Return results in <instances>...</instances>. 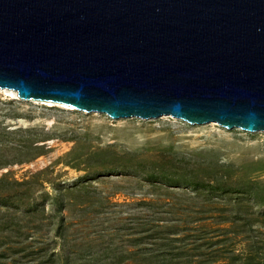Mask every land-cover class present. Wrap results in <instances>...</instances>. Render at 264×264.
Returning a JSON list of instances; mask_svg holds the SVG:
<instances>
[{"label": "rangeland", "instance_id": "obj_1", "mask_svg": "<svg viewBox=\"0 0 264 264\" xmlns=\"http://www.w3.org/2000/svg\"><path fill=\"white\" fill-rule=\"evenodd\" d=\"M202 226L264 264V132L0 89V264H199Z\"/></svg>", "mask_w": 264, "mask_h": 264}, {"label": "water", "instance_id": "obj_2", "mask_svg": "<svg viewBox=\"0 0 264 264\" xmlns=\"http://www.w3.org/2000/svg\"><path fill=\"white\" fill-rule=\"evenodd\" d=\"M0 89L264 132V0H0Z\"/></svg>", "mask_w": 264, "mask_h": 264}, {"label": "trees", "instance_id": "obj_3", "mask_svg": "<svg viewBox=\"0 0 264 264\" xmlns=\"http://www.w3.org/2000/svg\"><path fill=\"white\" fill-rule=\"evenodd\" d=\"M208 187L217 191L221 190L220 187L212 186L211 184H209ZM219 224L225 223H218L219 227H217L216 230L225 232L227 230L226 226L224 227ZM202 227L203 228L197 227L194 229L197 232L195 235H183L182 241L185 242V245H188L186 240L190 237L192 241L189 242L194 245V247H192L193 250L207 247L210 252H203L199 254L200 256H205L206 259H204L203 262H207V264H261L259 261L252 258L251 254H235L236 251L233 249V241L232 238L229 237V234L224 235L222 234L223 232L216 234V231H209L205 229L204 226ZM203 262H200L199 264Z\"/></svg>", "mask_w": 264, "mask_h": 264}, {"label": "bare ground", "instance_id": "obj_4", "mask_svg": "<svg viewBox=\"0 0 264 264\" xmlns=\"http://www.w3.org/2000/svg\"><path fill=\"white\" fill-rule=\"evenodd\" d=\"M7 91H9V90H7Z\"/></svg>", "mask_w": 264, "mask_h": 264}]
</instances>
